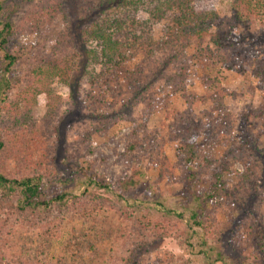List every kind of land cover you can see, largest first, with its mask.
Instances as JSON below:
<instances>
[{"label": "trees", "instance_id": "trees-1", "mask_svg": "<svg viewBox=\"0 0 264 264\" xmlns=\"http://www.w3.org/2000/svg\"><path fill=\"white\" fill-rule=\"evenodd\" d=\"M21 6L29 9L14 20L13 7ZM230 13V27L225 31L219 28L214 0H0V153L7 148V139L14 141L17 159L31 153L32 145L43 141L42 138L55 134V141L63 146L68 127H110L129 114L131 105H150L160 92L193 101L196 97L190 96L188 77L196 64L202 69L200 98L209 105L205 117L212 125L211 132H222L227 117V92L221 86L217 66L228 65L227 54L236 47L252 41L257 34L264 35V0H231ZM57 14L63 15L66 33L58 38L50 54L32 57L19 84L21 81L13 77V71L29 56L21 54L22 49L20 54L14 51V42L20 35L30 33L35 25L51 23ZM189 49L193 50L190 55ZM239 54L240 51L235 52L234 57ZM232 67L231 63L228 68ZM250 69L262 92L253 118L264 120V55L255 57ZM57 87L67 89V99L55 92ZM40 100H45L46 112L37 121L33 108ZM142 127L131 129L120 158L136 153L149 142L150 134L144 131L140 136ZM193 127L197 126L188 125L182 131L174 153L187 166L202 165L205 169L210 163L209 153L222 139L213 143L203 141L198 137L199 129ZM91 169L88 164L87 170ZM251 174V168L240 174V190L251 181ZM84 175L92 188L107 190L93 174L85 171ZM198 176L192 175V190L197 197L233 220L241 229L238 236L244 237L246 259L251 258V264H264L262 219L239 224L238 216L221 197L220 190L207 192L203 187L208 183ZM141 180L138 169L122 175L116 184L120 193L117 198L124 200V194L136 189ZM103 191L96 197L104 202ZM63 207L74 209L76 203L64 193L47 198L41 177L34 171L8 176L0 173V264H104L106 256L115 264V258L107 252L114 250L127 234L126 229L106 224L94 208L81 206L74 210L76 217L64 238L58 223L50 221L53 212ZM200 218L193 214L191 221L195 228L204 231L207 242L215 229H211L213 223L208 218ZM25 228L32 229L29 235ZM159 229L163 230L160 226ZM61 237L58 255L53 256L54 245ZM148 241L141 239L124 264H151L145 257L152 246ZM217 257L230 264L221 253Z\"/></svg>", "mask_w": 264, "mask_h": 264}, {"label": "rangeland", "instance_id": "rangeland-1", "mask_svg": "<svg viewBox=\"0 0 264 264\" xmlns=\"http://www.w3.org/2000/svg\"><path fill=\"white\" fill-rule=\"evenodd\" d=\"M230 4L231 0H214L219 28L225 31L230 27ZM13 8L16 9L14 20L29 9L26 6ZM62 17L57 14L51 23L45 21L38 27L35 25L30 33L20 35L14 42V51L20 54L22 49L21 54L29 56L13 71V77L21 81L19 84L23 82L32 57L38 53L50 54L58 38L66 33ZM158 30L155 29L156 35ZM248 42L227 54L228 65L217 66L221 86L227 92L224 98L227 117L222 132H211L212 125L205 117L209 105L200 98L202 69L196 64L190 68L188 77V91L190 96L196 97L193 101L160 92L150 105H131L129 114L123 115L110 127H101L102 124L98 127L89 124L68 127L63 131V146L55 141L56 134L42 138L43 141L32 145L31 153L22 159L14 155V141L7 139L5 143L8 146L0 153V173L8 176L19 171H34L41 177L42 190L47 198L64 193L76 203L74 209L63 207L54 211L50 218L61 227L64 238L72 218L76 217L74 210L81 206L94 208L106 224L125 228L127 234L114 250L107 252L115 258V264H124L131 250L143 238L152 243L149 254L145 256L151 264L155 261L156 264H225L218 259L217 253H221L226 263L251 264V258L247 260L244 255V237L238 236L241 229L233 220L220 215L216 206L198 198L197 192L192 190L195 180L192 175L198 174L208 183L204 190H220L221 197L228 201L230 209L238 216L239 224L252 223L251 219L255 218L262 219L264 225V120L253 118L254 109L261 104L262 92L250 72L255 57L264 55V35L257 34ZM237 51L240 54L234 57ZM192 52L189 49L187 54ZM231 63L233 67L229 69ZM55 92L64 99L68 97L66 88L57 87ZM45 112V100H40L33 108V118L38 121ZM138 125L143 126L140 136L144 131L150 134L149 142L136 153L120 158L130 140L131 129ZM188 125L197 126L193 128L199 129L198 137L203 141L213 143L222 139L209 153L210 163L205 169L202 165L189 167L175 156L174 146L179 143L181 133ZM247 144L248 148H245ZM18 148L23 150V147ZM88 164L92 166L90 171L87 170ZM248 168L252 170L251 181L240 190V174ZM133 169L140 171L141 183L124 194V200H120L117 198L120 194L117 181L122 175H130ZM85 171L96 176V181L107 190L89 186ZM102 191L106 196L104 202L96 197ZM193 214L200 215L202 219L208 218L213 223L211 229L215 231L212 235L208 232L210 237L207 242L204 241V231L193 226ZM25 229L28 235L32 231ZM164 232L165 235H161ZM61 241L62 237L54 245L56 252L53 256L58 255ZM103 262L113 264L114 260L106 256Z\"/></svg>", "mask_w": 264, "mask_h": 264}]
</instances>
